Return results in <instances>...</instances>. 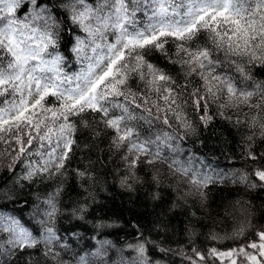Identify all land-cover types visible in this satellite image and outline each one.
<instances>
[{
  "label": "snow or ice",
  "instance_id": "obj_1",
  "mask_svg": "<svg viewBox=\"0 0 264 264\" xmlns=\"http://www.w3.org/2000/svg\"><path fill=\"white\" fill-rule=\"evenodd\" d=\"M225 189L231 232L186 250ZM252 191L264 0H0V264H264Z\"/></svg>",
  "mask_w": 264,
  "mask_h": 264
},
{
  "label": "trees",
  "instance_id": "obj_2",
  "mask_svg": "<svg viewBox=\"0 0 264 264\" xmlns=\"http://www.w3.org/2000/svg\"><path fill=\"white\" fill-rule=\"evenodd\" d=\"M227 127L228 126L224 125L223 122L218 124L217 125L218 134H223L222 135L223 139L230 140L231 137L227 135V131H226ZM213 146L215 147V158H213V162L215 163L216 159H218L220 166L222 168L231 167L230 161L226 159V157L230 155L227 146L226 145L222 146L218 141L215 140V137H212V139L209 141V148H213ZM222 147H223V153L221 152ZM202 151H205L206 154H208L209 156L211 155L209 152H207V150L202 149ZM237 167H239V163H237ZM135 195L136 194L134 193L133 197H135ZM256 195H257L256 192L252 191L250 197L244 196V198L251 200L252 203H254V205L257 206V211L254 213L253 219L255 222H258L261 211H264V209H261L259 207L261 204V200L256 199ZM241 196H243V193H235V192L231 196H229L227 189L223 191L213 190V192L210 195V205H211L210 208L207 209L202 215L198 213L199 223L194 225V235H192L191 238H189L187 235H185L184 237H180V239H182L184 242V246L186 250L190 251V248L188 247L190 243L194 244L196 247H204V248H206L209 244H213L214 242L206 238L209 230H213V231L219 230L222 235L226 232L230 233L234 226V222L232 220H228L224 223H220L219 218H216V222L214 223L213 218L215 217L216 211L223 212V205H227L228 200H235L240 198ZM260 196L264 198V193H260ZM121 197H123V199H121ZM127 199H128L127 195L123 193H119L117 196L116 204L119 205L121 203H125V205L127 206L126 204ZM222 201H223V205H222ZM140 210L144 211V209H140ZM147 211H151V208L147 209ZM209 213H211V215H209ZM234 215L237 216L238 220L241 219L239 213H234ZM200 224L207 225V227L201 228ZM231 243L232 241L230 240H224L220 243L219 246H227ZM176 259L179 264V258L177 257Z\"/></svg>",
  "mask_w": 264,
  "mask_h": 264
}]
</instances>
